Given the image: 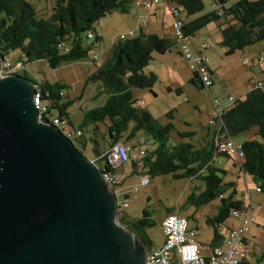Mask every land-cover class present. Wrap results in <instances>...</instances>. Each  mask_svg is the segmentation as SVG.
Here are the masks:
<instances>
[{
  "label": "trees",
  "instance_id": "1",
  "mask_svg": "<svg viewBox=\"0 0 264 264\" xmlns=\"http://www.w3.org/2000/svg\"><path fill=\"white\" fill-rule=\"evenodd\" d=\"M41 1L51 2L47 16H42L36 8V2ZM165 1L183 9L186 19H182V30L190 38L209 23H215L221 35L219 44L225 48L226 55L254 42L264 41V0H238L224 7L221 15L213 9L203 12L202 0ZM218 1L223 3L226 0ZM132 5L133 0H0V56L9 58L13 51H19L18 62L22 65L33 60H44L50 68L80 60L92 52L95 42L101 39L94 24L114 11L126 12ZM88 29L96 33L93 43L84 40ZM61 42L69 46L68 51H61ZM176 45L175 38L147 32L143 28L134 37L113 43L109 55L86 79L87 83L97 82V93L103 96V100L99 105L85 110L82 123L92 124L90 140L94 144V157L90 159L103 161V153L118 142L133 147L142 142L147 144L146 137L149 138L152 146L147 148L139 162L131 163V173L140 169L147 175L170 174L173 178L199 179L203 188L196 194L191 192L186 198L189 201L187 204L198 207L218 199L216 213L206 217L207 223L214 226L225 222L232 210L243 208V202L233 198L234 189L224 195L225 189L234 184L224 182L217 174V171H224L213 165L215 156L225 155L217 152L215 135L224 133L236 139L252 128L256 129L253 137L241 141L243 160L234 161L244 175L248 174L253 181H257L259 191H264V86L249 89L243 96H236L234 104L221 116L220 127L208 126L210 138L203 146L196 148L184 140L172 143L171 133L175 130L173 122L161 124L152 117L147 109L137 104L132 89L151 88L157 75L152 71L146 72L145 67L152 58V52L163 54ZM92 61L97 63V60ZM20 75L36 86L42 100L48 104L47 115L65 122L74 130L67 120L70 99H63L60 92L63 86L60 83H36L25 71ZM189 80L203 88L195 72H192ZM52 109L57 114L52 115ZM99 123L106 125V133L97 140L95 136ZM177 134L181 139H192L195 132ZM75 135H81V131ZM101 144H107L103 152ZM77 149L83 152V148ZM103 165L104 172H115L116 168L106 161ZM168 211L172 212L173 209ZM119 222L137 234L141 242L149 243L144 227L151 226L153 221L145 211L139 218H120ZM218 238L217 230L213 227V242L217 243Z\"/></svg>",
  "mask_w": 264,
  "mask_h": 264
},
{
  "label": "rangeland",
  "instance_id": "2",
  "mask_svg": "<svg viewBox=\"0 0 264 264\" xmlns=\"http://www.w3.org/2000/svg\"><path fill=\"white\" fill-rule=\"evenodd\" d=\"M202 1L204 4L203 12L212 9L213 0ZM50 7L51 2H36V8L42 16L49 14ZM165 10L164 13L158 12V20L155 21L159 35H162L163 30L166 32V27H168L170 21L168 18L170 12L166 7ZM134 15L135 6L132 5L124 13L114 11L101 17L94 24V29L100 34L101 39L95 42L93 52H89L86 57L80 60L64 62L55 68H50L44 60H33L24 65L20 63L24 68L18 73L22 74L25 71L34 82L60 83L63 86L60 89L63 99H70V104L67 107V120H69L74 130L81 131V135L76 136L73 134L69 138L77 148H83L82 154L88 159L94 157V144L90 140L92 124L82 123V116L85 110L99 105L103 100V96L97 93V82L87 83L86 79L95 67L109 55L108 49L113 43L117 42L119 33L125 32L135 25L136 18ZM179 15L181 18L185 17L182 8ZM141 25L142 28L145 27L143 22H141ZM193 37H201L209 45L204 52L209 58L210 67L216 70L218 74L217 76L213 75L214 86L210 88V93L220 99L221 102L224 101L227 94H241L243 87H246L247 84L250 85L253 80H259L260 73L254 68H259L264 64L245 65L242 60L245 58L251 60L264 54V41L247 45L242 52L237 50L230 55H226L225 48L219 44L221 35L215 23H209L201 28ZM105 51L108 52L104 53ZM93 53L102 56L100 62L94 63L92 61ZM18 55L19 51H13L9 55L13 65L19 63L17 60ZM248 67L252 69V72L249 71ZM145 71H152L157 75V80L151 88L132 89L137 104L147 109L151 116L161 124L168 121L173 122L175 130L171 133L172 143L184 140L191 142L196 148L203 146L210 138L208 135V120L213 115L212 104L208 91L197 83L190 82L192 71L185 59L179 55L175 48L163 54L152 52V58L145 67ZM51 112L52 115L57 114L55 109H52ZM63 125L67 124L60 122V126ZM255 130V128H252L243 134L246 135V138H250L254 136ZM185 131H194L195 135L192 139L187 137L181 139L177 132ZM96 133L95 138L100 140L101 135L106 133V125L99 123ZM146 139L148 147H151V140L147 137ZM100 148L103 152L107 148V144H101ZM213 165L224 171H217L224 182H233L234 184L225 189L224 195L234 189L233 198L247 204L248 193L250 194L254 203L250 215L255 218V222L251 223V228L264 231V191L259 193L253 190L257 181H253L248 174L244 175L232 157L217 155L213 159ZM123 169L127 173L125 177L122 176ZM131 169V162L123 163L115 169V173L122 181L123 188L127 190L129 187H136L135 191L127 190L128 200L126 206L122 209L121 218L131 220L141 217L143 211L147 213L153 221L151 226L144 227V233L147 235L149 243L144 244L139 236L134 233V237L145 246L146 250L149 246L156 245L161 241L160 224L164 216L170 213L169 209H173L172 212L178 211V215L185 217L190 228L195 227L198 222H204L205 216L210 215L215 210L218 199H213L209 203L198 207L187 204L189 202L186 199L187 196L191 192L196 194L203 188L199 179L173 178L170 174H148L150 182L143 184L138 174L144 172L137 169L134 174H129ZM189 210L192 211V214H187ZM254 211H257L258 214H252ZM116 221L119 222V219H116ZM225 223L237 225L238 220L228 216ZM262 257L256 259L250 253L248 254V259L252 264H264V254Z\"/></svg>",
  "mask_w": 264,
  "mask_h": 264
},
{
  "label": "water",
  "instance_id": "3",
  "mask_svg": "<svg viewBox=\"0 0 264 264\" xmlns=\"http://www.w3.org/2000/svg\"><path fill=\"white\" fill-rule=\"evenodd\" d=\"M35 91L0 76V264H120V234H133L115 196L70 138L37 120Z\"/></svg>",
  "mask_w": 264,
  "mask_h": 264
},
{
  "label": "built area",
  "instance_id": "4",
  "mask_svg": "<svg viewBox=\"0 0 264 264\" xmlns=\"http://www.w3.org/2000/svg\"><path fill=\"white\" fill-rule=\"evenodd\" d=\"M236 1L238 0H226L223 3H219L218 0H213L211 5L212 9L218 15H221L224 7ZM159 4L164 5L172 16V37L177 40L181 56L188 63L189 69L197 74L203 88L208 91L213 109V115L208 120V125L219 128L222 123L221 116L234 104L236 96L227 94L226 101L222 103L220 99L211 95L210 88L213 84L214 70L210 67L209 58L204 53L209 45L205 41L193 44L192 39L184 34L182 30L183 20L179 15L181 8L178 5L167 3L165 0H133L134 6L148 10ZM141 27V25H137L127 32L119 33L117 39L124 40L134 37ZM95 38L96 33L92 29L86 30L84 40L87 43H93ZM59 48L62 52H66L69 46L61 42ZM92 59L98 62L101 58L98 54L93 53ZM242 63L245 65L264 64V54L251 60L245 58L242 60ZM21 69L23 67L20 62L13 65L8 57H4L0 63V76L18 74ZM262 86H264V79L253 80L250 82L249 89ZM32 102L38 121L52 124L66 137L69 138L71 136L74 131L73 129L67 125L60 126V121L57 118H50L47 115L48 104L42 100V96L37 89L32 97ZM74 133L79 134L80 131L77 130ZM214 141L217 152L232 157L236 162L243 160L244 153L240 140L226 136L223 133L219 136L215 135ZM147 148L148 145L145 143L132 147L131 145L118 142L103 153V161L100 159H89L91 164L102 172L105 183L110 187L111 192L116 198L117 219L121 218L122 209L126 206L128 200L127 190L135 191L136 187H129L127 190L123 188L120 185L121 180L117 174L115 172H104L103 164L106 161L116 168L123 163L139 162L145 155ZM126 175L127 173L124 170L122 176L125 177ZM138 176L143 184L150 182L147 174H139ZM256 190L259 191V188H256ZM230 215L238 220L237 225L227 228L225 232L218 231V235L222 236L221 244L214 246L210 254L204 256L196 239V231L188 226L187 219L178 215L177 211L166 214L160 224L162 239L158 245L150 247L147 251L146 264H246L248 261L246 235L251 228V223L255 222V218L250 215L248 208L232 210Z\"/></svg>",
  "mask_w": 264,
  "mask_h": 264
},
{
  "label": "crops",
  "instance_id": "5",
  "mask_svg": "<svg viewBox=\"0 0 264 264\" xmlns=\"http://www.w3.org/2000/svg\"><path fill=\"white\" fill-rule=\"evenodd\" d=\"M164 11H166L165 10V6L162 5V4H159L157 6L152 7L150 10L144 9L142 7H136L135 6V15L134 16L136 18L135 19L136 23H135V25L132 28H129L127 31H129L130 29H133L137 25H141V22H143V24L145 25V27L143 28V30H145L147 32H154V33H157L159 35V33L157 31L158 30V27H157V24H155V21L158 20L157 19L158 12L164 13ZM168 18H169L170 21L168 23V27H166V32L163 30V33L160 36H165V37L172 38V30H171L172 29L171 28L172 16H170V14H169ZM182 19H186V17H184V18L182 17ZM127 31H125V32H127ZM121 33H123V32H121ZM98 35H100V34H98ZM191 39H192L193 44H196L199 41H204L201 37H192ZM112 45L108 49L109 52H110V50L112 48ZM175 49H176V51L180 55V52L178 50V46L177 45H176ZM108 51H105L104 53H106ZM242 51H244V50L242 49L241 52ZM18 59H19V55L17 56V60ZM248 69H249L250 72H252V69L250 67H248ZM254 69H256L260 73L259 80H263L264 79V65L259 66V68H254ZM251 74H253V73H251ZM217 75L218 74H217L216 70H214V76H217ZM213 86H214V79H213V84H212L211 87H213ZM241 90L243 91V92H241V94H237V95H234V96L244 95L249 90V84H247V86L246 87H243ZM225 101H226V97H225V99H224V101L222 103H224ZM236 139L242 141V140L246 139V135L241 134L240 136L236 137ZM129 174H134V173H131V170H130V173ZM256 188H257V186L255 184L253 190L254 191H257ZM258 192L261 193V191H258ZM248 196H249L248 203L247 204H244L243 203V208H248L249 212L251 213L252 210H253V207H254V203H253V201H252L251 196H250L249 193H248ZM217 205H218V203L215 205V208H214L215 210L212 211L210 213V215H208V216H213L216 213ZM178 214H179V212H178ZM187 214H192V211L189 210L187 212ZM252 214H258V213H257V211H254V213H252ZM206 217L207 216H205L204 222H198L195 227H192L191 228V229H193V230L196 231V239H197V241L199 243L201 253L204 256L209 255L210 252H211V250H212V248L214 246H216V245H220L221 242H222V236H220V234L218 235L219 236L218 242L217 243L213 242V240H212L213 227L216 228L217 234H218V231L219 232L220 231L225 232V231H227V228H230V227L234 226L233 223H225V222H223L221 224H217V225L212 226V225H210V224L207 223ZM255 230L252 229V228H250V230L247 233L248 236L246 235V239H247V254L250 253L251 256L253 255L254 258H256V259H259L260 258L261 259V258H263L262 257L263 254L262 253H264V231H261V229H258L256 231ZM158 244H156V245H158ZM156 245H151V246H149V248L150 247H154ZM149 248H148V250H149ZM148 250H146V251H148ZM248 262H249V264H252L249 259H248Z\"/></svg>",
  "mask_w": 264,
  "mask_h": 264
},
{
  "label": "flooded vegetation",
  "instance_id": "6",
  "mask_svg": "<svg viewBox=\"0 0 264 264\" xmlns=\"http://www.w3.org/2000/svg\"><path fill=\"white\" fill-rule=\"evenodd\" d=\"M108 190L111 192L110 187L107 185ZM115 212H116V198H115ZM117 219V218H116ZM126 228V227H125ZM132 232L130 229L126 228ZM133 238L127 234H120V251L121 254L118 257L120 264H146L147 251L145 246L136 238Z\"/></svg>",
  "mask_w": 264,
  "mask_h": 264
},
{
  "label": "clouds",
  "instance_id": "7",
  "mask_svg": "<svg viewBox=\"0 0 264 264\" xmlns=\"http://www.w3.org/2000/svg\"><path fill=\"white\" fill-rule=\"evenodd\" d=\"M120 223V222H119ZM124 226V225H123Z\"/></svg>",
  "mask_w": 264,
  "mask_h": 264
}]
</instances>
